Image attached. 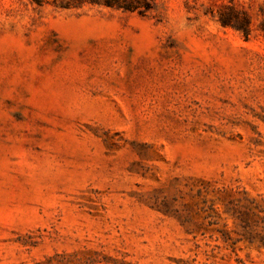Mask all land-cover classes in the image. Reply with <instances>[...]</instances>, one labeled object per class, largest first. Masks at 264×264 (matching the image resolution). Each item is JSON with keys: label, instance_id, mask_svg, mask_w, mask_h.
<instances>
[{"label": "rangeland", "instance_id": "374dc122", "mask_svg": "<svg viewBox=\"0 0 264 264\" xmlns=\"http://www.w3.org/2000/svg\"><path fill=\"white\" fill-rule=\"evenodd\" d=\"M0 264H264V0H0Z\"/></svg>", "mask_w": 264, "mask_h": 264}, {"label": "trees", "instance_id": "16d2710c", "mask_svg": "<svg viewBox=\"0 0 264 264\" xmlns=\"http://www.w3.org/2000/svg\"><path fill=\"white\" fill-rule=\"evenodd\" d=\"M28 3L35 4L37 6L43 5H58L62 8H69L75 6H81L84 4L100 5L109 8L121 9L123 11H137L139 13H145L152 9V0H22ZM220 23L224 26L231 25L230 19L220 17ZM247 25V24H246ZM236 26L235 23L233 25ZM239 28V27H237ZM245 34L248 33L247 27L242 29Z\"/></svg>", "mask_w": 264, "mask_h": 264}]
</instances>
